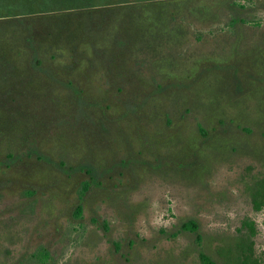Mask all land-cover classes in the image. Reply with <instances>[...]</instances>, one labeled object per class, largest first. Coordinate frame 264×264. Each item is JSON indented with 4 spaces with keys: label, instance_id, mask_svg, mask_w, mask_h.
Here are the masks:
<instances>
[{
    "label": "rangeland",
    "instance_id": "obj_1",
    "mask_svg": "<svg viewBox=\"0 0 264 264\" xmlns=\"http://www.w3.org/2000/svg\"><path fill=\"white\" fill-rule=\"evenodd\" d=\"M201 248L264 264V0H0V264Z\"/></svg>",
    "mask_w": 264,
    "mask_h": 264
},
{
    "label": "trees",
    "instance_id": "obj_2",
    "mask_svg": "<svg viewBox=\"0 0 264 264\" xmlns=\"http://www.w3.org/2000/svg\"><path fill=\"white\" fill-rule=\"evenodd\" d=\"M79 209V213L82 210V205L80 204L78 206ZM252 228V226H250ZM180 229L181 230H190V231H195L198 232L199 231V223L197 222V220L195 219H189L183 223H181L180 225ZM251 235H252V230L251 233L246 234L245 237L242 239V242H240V247H242L245 251H248V254H246V258L248 259L250 257V251H251V247H252V239H251ZM199 237V241L201 240L200 235H198ZM200 259L202 261V264H218L214 258L209 255L208 253H206L202 248L200 249Z\"/></svg>",
    "mask_w": 264,
    "mask_h": 264
}]
</instances>
